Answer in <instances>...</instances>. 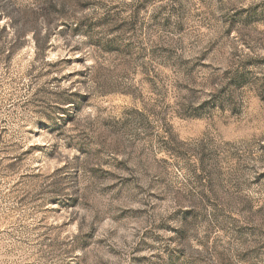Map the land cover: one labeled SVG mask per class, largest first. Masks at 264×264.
Here are the masks:
<instances>
[{
  "label": "rangeland",
  "instance_id": "rangeland-1",
  "mask_svg": "<svg viewBox=\"0 0 264 264\" xmlns=\"http://www.w3.org/2000/svg\"><path fill=\"white\" fill-rule=\"evenodd\" d=\"M0 264H264V0H0Z\"/></svg>",
  "mask_w": 264,
  "mask_h": 264
},
{
  "label": "trees",
  "instance_id": "trees-1",
  "mask_svg": "<svg viewBox=\"0 0 264 264\" xmlns=\"http://www.w3.org/2000/svg\"><path fill=\"white\" fill-rule=\"evenodd\" d=\"M48 42H49V39H48V37H46V39L44 40V42L42 44L43 45L42 47H46Z\"/></svg>",
  "mask_w": 264,
  "mask_h": 264
}]
</instances>
